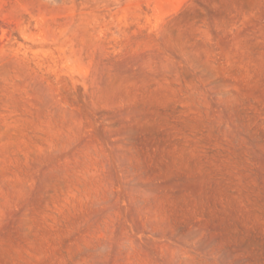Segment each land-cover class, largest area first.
<instances>
[{"label":"rangeland","instance_id":"rangeland-1","mask_svg":"<svg viewBox=\"0 0 264 264\" xmlns=\"http://www.w3.org/2000/svg\"><path fill=\"white\" fill-rule=\"evenodd\" d=\"M0 264H264V0H0Z\"/></svg>","mask_w":264,"mask_h":264}]
</instances>
